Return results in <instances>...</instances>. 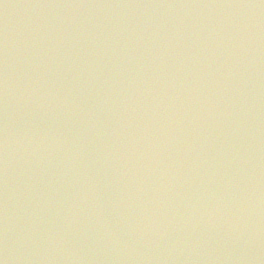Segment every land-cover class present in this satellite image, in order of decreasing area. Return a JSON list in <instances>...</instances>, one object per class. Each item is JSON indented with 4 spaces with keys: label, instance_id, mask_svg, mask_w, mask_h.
Wrapping results in <instances>:
<instances>
[{
    "label": "water",
    "instance_id": "1",
    "mask_svg": "<svg viewBox=\"0 0 264 264\" xmlns=\"http://www.w3.org/2000/svg\"><path fill=\"white\" fill-rule=\"evenodd\" d=\"M0 264H264V0H0Z\"/></svg>",
    "mask_w": 264,
    "mask_h": 264
}]
</instances>
